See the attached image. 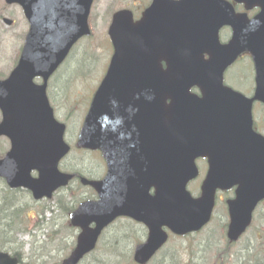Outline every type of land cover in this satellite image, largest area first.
<instances>
[{
  "label": "water",
  "instance_id": "obj_1",
  "mask_svg": "<svg viewBox=\"0 0 264 264\" xmlns=\"http://www.w3.org/2000/svg\"><path fill=\"white\" fill-rule=\"evenodd\" d=\"M20 1L28 3L27 0ZM48 1L53 8H55V6H63L69 9L75 4L70 0ZM245 1L248 2L246 3L247 9L254 7H259L261 9V15L258 17L257 25L253 27L251 32L249 29L243 27L232 13L226 15L225 20H229V22L235 26L236 33L246 38L247 44L250 46L249 51L253 50L255 57L261 58L264 56V0ZM40 11L42 15L37 25V30L39 32L44 31L51 23L50 30L47 32L48 34L45 39V45L39 50L43 55L42 60L38 54L36 55L37 48L32 38L29 46L24 52L19 69L25 70L27 68L26 60L30 59V61L33 60L34 62V66H32L29 71L31 77L33 75H40L47 78V75L63 60L70 47V42L75 41L79 35L70 37L64 27H61L62 21L60 19L54 17L50 22V14H46L48 12L47 8L43 7ZM32 31V35H36L34 27ZM186 34L190 36V38H187L190 49L196 50L199 43L204 41V38L197 34L196 31L187 29ZM236 40H238V38ZM182 48L183 44L181 42L172 45L173 50L181 49L183 51ZM241 49L242 48L237 49L234 58L240 54L242 51ZM36 58L37 61L35 60ZM232 60L231 58L230 60H226L221 67L229 65ZM204 65H206V68H213L211 64ZM257 68L258 78L260 79L258 81V90L259 93H262L264 91V60H257ZM174 78H176V74L170 76V79ZM14 83L19 84L18 81ZM176 84V81L170 84L162 83L160 85V90L157 86L155 87V91L162 95L165 91H168L170 87L175 90ZM31 86L33 85L29 82L27 87L29 89L28 101L22 100L18 103L14 122L11 123L10 121H6L5 124L0 126V136L1 134L9 135L14 145L12 151L7 155L8 157L3 160V162H0V177L7 178L12 188L27 187L31 189L34 198L40 199L44 196H50V193L58 188L59 185H65L69 179H71V176L68 177L60 174L57 165L59 160L68 152L67 146L62 141L64 129L53 121L52 113L47 109L48 104L45 99L40 105V110L37 112L33 111L36 100H34L35 94L32 93ZM110 86V82L106 80L102 84L96 106L94 107L95 109L92 107L93 109L86 119L85 127L82 130L84 132L79 138L78 148H99L105 152V159L110 171L109 185L116 200V186L114 185L113 174V165H116V162L113 152H111V141H109V129L113 118L112 113L107 111V106L110 107V98L107 99L106 97V94L111 91ZM112 92L114 100L123 97L122 89L115 88ZM166 96V94L163 95V105ZM225 96H228L226 100L227 103L222 107H229L239 103L238 98L240 97L237 94L224 91V97ZM218 97L220 96L217 94L211 95V93L206 94L204 92L205 101L209 102V107L211 106L215 109L214 114L216 115L212 121L221 124L224 123L225 117L222 114L223 110L220 103H218L216 99ZM162 116L160 127L163 128L161 142L163 150H157V141L151 142L150 156H146L145 163H139L142 181L145 182L149 180L151 185L156 189V198L151 202L155 211L148 215V217H140L138 213H131L129 208L124 212L125 215L127 214L136 220L142 221L150 228L149 240L146 244L140 245L136 249L135 261L141 264L147 263L166 242L167 237L163 231V227L169 228L177 235L198 231L204 227L209 221L212 214L211 211L214 207V192L211 190L218 184V182L214 180L215 172L212 164L210 168L211 172L206 180L207 182L202 188V198L195 200L186 192V186L189 180L195 176L192 166L196 158L201 156L212 157V155H216L219 152L208 151L207 143L191 134L190 126L186 119L185 131L181 127H177L179 120L174 116L171 110L164 108L162 110ZM224 135L223 137L220 133L213 134V145L220 147L222 150H235L241 154L237 135L227 134L225 131ZM141 143L145 145L143 140H141ZM226 153L229 159L236 162L237 168L239 169L237 183H241V191L238 192V195L243 197L248 196L250 198L253 197L251 194L252 190H245L246 186L243 185L244 173L241 177L242 168L240 160L244 158L232 152L229 157V152ZM161 154L165 155H163L164 165L162 164ZM128 164L132 169L137 166V162L132 160H129ZM244 168L250 171L248 172L249 181L259 180V173L255 165L244 166ZM34 170L39 172L40 177L35 181L30 177L31 172ZM88 184L94 186L98 192H101L104 187L103 183L92 182ZM241 201V205L239 200H236V202L230 205L231 225L228 235L232 241H236L248 226L247 222L250 209L246 214V201L244 198ZM119 204L120 201L117 202L118 206ZM122 205L125 206V203H122ZM118 206H116L112 199H107L103 207L102 204L87 205L72 216L73 224L84 230L83 234L79 237L78 248L72 257L75 261L81 259L87 251L94 248L97 241L96 239L100 235L101 227L104 225V221L107 220L109 215L115 212ZM88 217L91 220L97 221L98 227L96 229L90 230L88 228V225L91 223ZM9 263L10 261L8 258L0 254V264ZM64 264H71V262L67 261Z\"/></svg>",
  "mask_w": 264,
  "mask_h": 264
},
{
  "label": "rangeland",
  "instance_id": "obj_2",
  "mask_svg": "<svg viewBox=\"0 0 264 264\" xmlns=\"http://www.w3.org/2000/svg\"><path fill=\"white\" fill-rule=\"evenodd\" d=\"M110 1L112 7L125 4L124 0ZM103 7L106 8L103 9ZM110 9L112 8L107 7V4L104 6L100 5V2L95 4L93 13L94 37L91 40L86 39L80 42L70 61V64L75 63V61L89 64V59L93 62L99 58L95 76L89 74L87 78L79 79L78 82L67 86L65 98L68 99L64 102L57 99L55 84L53 87V98L55 99L53 106L58 110L59 120L68 126L67 142L71 144L75 143V139L72 140V137L78 132L76 130L82 123L87 104L91 100L90 92L93 93L96 88L94 80L101 77L105 66L103 63L106 55L102 53V46L104 44L103 38L106 37L107 33L108 22L106 23V18ZM101 14L103 15L102 19L97 20L96 18ZM19 33L20 28L17 30L7 29L0 23V74L7 75L13 65L12 59L15 62L18 57ZM244 61L248 62V60ZM244 64L241 67H231L225 77L227 84L239 91L245 84L235 77L237 74L249 70L248 64ZM66 71L68 73V69ZM86 74L87 67L82 66L77 71L80 78ZM246 77L247 73L239 75V78H243V80ZM8 150L9 145L4 140L0 141V158L4 157L3 155ZM71 153L66 160L67 162L65 161L68 168L79 170V173L89 178H100L103 167L101 164L95 163V155L77 154L75 151ZM65 162L62 164L63 171ZM77 184V182H73L70 188L60 192L56 196V200L50 202L51 204H46L47 202L35 204L33 201L28 202L27 199H23L22 195H17L16 198L22 204L21 219L8 223L0 222V244L16 241L17 245L13 247V244H10L7 251L12 254L18 252L22 255V264H59L69 254L68 251L76 237L75 230H71L69 227L66 209L73 206V198L81 199L84 193L90 195L88 188H80L81 186H77ZM48 207L52 210L44 213ZM227 222L226 206L224 203H220L214 221L204 232L182 239L173 238L175 240H172L151 264H264V207L259 210L253 228L232 248L228 247L226 242ZM122 223L111 228L107 238L103 239L99 245L98 252L85 264H134L132 261L133 249L145 238H142L143 233L140 232L139 228L129 227L130 225L123 226ZM31 231L35 235H30ZM114 237L118 242L113 240ZM108 242H112V245Z\"/></svg>",
  "mask_w": 264,
  "mask_h": 264
},
{
  "label": "flooded vegetation",
  "instance_id": "obj_3",
  "mask_svg": "<svg viewBox=\"0 0 264 264\" xmlns=\"http://www.w3.org/2000/svg\"><path fill=\"white\" fill-rule=\"evenodd\" d=\"M135 2V1H134ZM262 106L259 104L254 105V112H255V128L260 131L262 134H264V121L261 119V114Z\"/></svg>",
  "mask_w": 264,
  "mask_h": 264
},
{
  "label": "trees",
  "instance_id": "obj_4",
  "mask_svg": "<svg viewBox=\"0 0 264 264\" xmlns=\"http://www.w3.org/2000/svg\"><path fill=\"white\" fill-rule=\"evenodd\" d=\"M11 210H12V207L9 208V211H11Z\"/></svg>",
  "mask_w": 264,
  "mask_h": 264
}]
</instances>
